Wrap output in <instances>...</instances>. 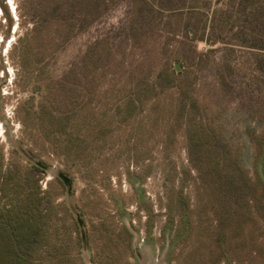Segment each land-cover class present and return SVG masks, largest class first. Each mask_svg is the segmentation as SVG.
I'll return each instance as SVG.
<instances>
[{
	"label": "trees",
	"instance_id": "1",
	"mask_svg": "<svg viewBox=\"0 0 264 264\" xmlns=\"http://www.w3.org/2000/svg\"><path fill=\"white\" fill-rule=\"evenodd\" d=\"M121 1L39 0L32 13L36 17L33 27L12 52L18 67L27 73L35 69L39 81L44 65L62 45ZM235 1L228 0L224 6L230 8ZM238 1L237 27L227 29V24L222 29L213 14L211 33L186 23L184 38L191 44L225 45L222 78L217 79L223 93L234 89L228 79L235 68L230 60L233 47L258 58L251 75L239 76L246 94L240 108L255 122L263 123V129L250 138L254 171L246 170L228 145L220 147L219 133L209 118L201 115V106L194 98L197 89L192 69L176 73L166 57L159 66L148 62V41L160 32L162 14L172 11L170 14L176 16L174 11L188 5L193 8L198 0H129L123 39L114 44L110 38L96 42L80 66H72L59 80L36 85L41 90L38 103L34 106L27 101L18 107L23 132L36 130L55 154L72 161L86 162L94 152L117 146L119 152H135L127 158L139 164L149 160L138 153L139 147L147 144L145 136L162 125L164 140L171 142L180 133L187 152V166L181 176L191 184V190L187 195L182 190L174 192L173 207H190L193 193V213L221 225L225 214L222 202L259 205L264 201V94L259 91L264 76V0ZM215 29L222 31L217 35ZM116 47L124 52L128 47L142 49V57L138 63L126 62L123 54L117 58L120 51H115ZM110 75L105 89L97 92L98 84ZM124 131L125 139L119 135ZM41 173L36 166L24 167L14 161L5 165L3 156L0 158V264H73L69 250L81 246L78 225L66 207L55 204L49 190H42ZM169 210H173L171 206Z\"/></svg>",
	"mask_w": 264,
	"mask_h": 264
},
{
	"label": "rangeland",
	"instance_id": "2",
	"mask_svg": "<svg viewBox=\"0 0 264 264\" xmlns=\"http://www.w3.org/2000/svg\"><path fill=\"white\" fill-rule=\"evenodd\" d=\"M38 1L0 0V158L3 156L5 165L14 161L24 167L43 166L44 170L39 168L44 172L40 174L42 190H49L55 204L66 207L78 225L81 246L69 250L73 264H264V201L254 207L222 202L225 214L221 225L193 213V193L190 207H173L174 192L182 190L187 195L191 190V184L181 176L187 166V152L180 133L167 142L165 127L158 126L145 136L147 144L138 149L149 160L133 164L127 157L135 152H119L117 146L94 152L86 162L72 161L55 154L36 130L23 132L18 107L27 101L34 106L38 103L41 90L36 85L59 80L72 66H80L88 48L96 42L110 38L114 44L123 39L130 15L129 0L112 6L54 53L38 81L35 69L22 72L12 56L36 21L32 13ZM226 1L198 0L193 8L188 5L174 11L176 16L165 11L158 22L160 32L148 41L151 47L147 58L153 67L168 58L176 73L192 69L197 89L194 98L201 106V115L209 118L219 133L220 147L228 145L234 158L251 172L255 157L250 138L263 129V123L255 122L240 108L246 94L239 76L251 75L258 58L233 45L230 60L235 68L228 79L234 89L223 93L217 79L222 78L225 45L203 41L191 44L184 38L186 23L199 30L205 27L206 33H211L213 14L222 29L227 24V29L237 27L239 1L231 3L230 8L224 6ZM218 31L222 30L215 29V34ZM128 48L125 52L114 48L120 51L117 58L123 54L126 62L138 63L142 49ZM110 79L111 75L103 79L96 91L102 92ZM260 82L259 91L264 94V76ZM119 135L126 138L125 131ZM60 175L69 182L63 183Z\"/></svg>",
	"mask_w": 264,
	"mask_h": 264
},
{
	"label": "water",
	"instance_id": "3",
	"mask_svg": "<svg viewBox=\"0 0 264 264\" xmlns=\"http://www.w3.org/2000/svg\"><path fill=\"white\" fill-rule=\"evenodd\" d=\"M35 166H36V165H35ZM36 167H38V168L44 170V169L42 168L43 166H41V165H37ZM59 178H60V180H62V182L65 183V184L69 182V179H68L66 176L60 175Z\"/></svg>",
	"mask_w": 264,
	"mask_h": 264
}]
</instances>
